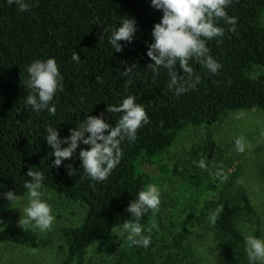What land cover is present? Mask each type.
Returning <instances> with one entry per match:
<instances>
[{"label":"trees","instance_id":"16d2710c","mask_svg":"<svg viewBox=\"0 0 264 264\" xmlns=\"http://www.w3.org/2000/svg\"><path fill=\"white\" fill-rule=\"evenodd\" d=\"M31 5L20 12L15 3L0 0V194L14 190L23 197L26 173L33 168L43 173L44 186L79 205L73 220L78 222L62 227L64 243L55 264H203L193 241L204 236L220 245L232 264H248L243 225L260 227V219L253 196L242 188L246 160L214 132L230 111H264V0H231L227 12L235 24L218 20L224 35L207 43L220 69L208 73L189 61L201 80L179 96L167 86L166 69L155 75L147 69L152 28L163 15L150 0H31ZM126 17L135 19L137 32L115 52L107 35ZM74 51L79 63L72 60ZM48 57L56 59L64 77L63 91L54 96V115L25 104L32 91L27 66ZM132 64L136 67L124 75ZM127 95L143 104L150 122L135 141L122 142L121 161L107 179L92 181L83 174L78 156L79 148L88 147L83 144L59 168L52 166L55 157L43 137L48 126L57 127L63 138L87 116L101 113L114 126L120 113H109L107 105ZM188 127L212 132L171 158L178 135ZM201 159L203 169L195 163ZM66 165L76 169L74 175ZM150 183L158 186L161 203L140 219L157 226L144 248L132 245L119 228L135 219L126 208ZM9 204L0 196V212ZM217 205L222 211L210 223L208 214ZM0 241L34 249L52 243L26 226L0 229Z\"/></svg>","mask_w":264,"mask_h":264},{"label":"clouds","instance_id":"9594fccd","mask_svg":"<svg viewBox=\"0 0 264 264\" xmlns=\"http://www.w3.org/2000/svg\"><path fill=\"white\" fill-rule=\"evenodd\" d=\"M15 3L20 12L30 9L31 0H8ZM151 6L162 10L160 22L152 28V43L147 49V56L152 63L147 69L153 75L161 67L167 70L169 77L168 88L173 89L177 96L194 88L201 80V76L194 73L189 61L200 64L208 73L215 74L221 67L220 63L210 55L208 41L224 35V27L217 21L223 19L226 24H235V18L228 15L227 8L231 0H150ZM107 33V30L104 29ZM137 32V23L134 18H123L118 27L107 35L108 43L120 52L121 41L131 43ZM103 39V37H101ZM72 60L79 63L80 56L74 51ZM136 65H128L123 71L128 75ZM182 70V75L176 69ZM28 73L27 86L32 91L25 98V104L31 106L33 112L47 110L50 115L56 112L53 102L58 91H63V75L60 72L56 59H35L26 69ZM185 74H187V79ZM99 79V77H97ZM109 113H120L115 125L104 119V114L89 115L75 128L69 129V135L61 138L57 127L48 126L45 129L44 139L52 149L51 156L55 157L52 166L59 168L63 161L71 159L77 153L78 147L83 144L88 147L79 148V167L92 181H104L120 163L123 149L122 142H133L137 132L150 119L143 104L137 102L134 95L125 96L117 105H107ZM66 145V146H62ZM236 150L243 152L245 145L242 138L235 140ZM198 168H205L203 159L195 162ZM70 169L69 175H74L76 169ZM24 181L26 194L23 198L14 190L6 191L0 196L9 203L23 201V214L19 220L22 228L25 225L45 232L52 226L55 219L52 205L45 198L44 176L40 171L29 168ZM94 187V185H93ZM161 203V193L156 184H148L138 191L135 199L131 200L126 208L130 217L119 228V234L125 237L132 245L148 248L152 240V230L156 224L145 226L140 223L141 217L150 210L154 214ZM222 211V205L208 214L210 223H215ZM244 252L248 264H264V236L247 234L244 236Z\"/></svg>","mask_w":264,"mask_h":264},{"label":"rangeland","instance_id":"374dc122","mask_svg":"<svg viewBox=\"0 0 264 264\" xmlns=\"http://www.w3.org/2000/svg\"><path fill=\"white\" fill-rule=\"evenodd\" d=\"M208 128L188 127L181 131L171 151V158L179 156L192 145L200 143L207 134ZM215 137L224 140L230 151H237L235 140L242 138L245 145L243 189L252 196L257 206L260 227L245 222L243 227L247 234L264 236V111L239 110L228 112L224 119L217 125ZM244 162V161H243ZM45 198L52 205L54 221L50 229L39 234L49 236L51 245L42 248H28L0 241V264H55L61 255L59 245L64 243L62 227L73 225L74 219L80 215L79 205L61 193L45 186ZM23 198V197H22ZM23 214V201L13 202L0 212V229H10L21 226L18 222ZM196 255L203 264H232L216 242L210 237H196L193 241Z\"/></svg>","mask_w":264,"mask_h":264}]
</instances>
